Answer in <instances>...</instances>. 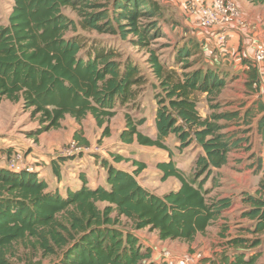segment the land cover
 <instances>
[{
    "label": "trees",
    "instance_id": "obj_1",
    "mask_svg": "<svg viewBox=\"0 0 264 264\" xmlns=\"http://www.w3.org/2000/svg\"><path fill=\"white\" fill-rule=\"evenodd\" d=\"M247 1L264 7V0ZM109 6L107 0H13L7 22L0 24V104L21 101L38 116L46 125L33 135L60 128L66 116L80 124L91 115L102 128L118 109H125V129L119 136L123 144L166 150L165 141L174 136L179 149L192 146L198 151L191 170L184 172L172 161L158 163L163 181L174 178L179 183L176 190L159 196L138 180L144 164L132 162L135 170L129 172L103 159L106 188L91 189L82 177V185L62 195L49 190L34 172L0 166V264H12L6 259L8 251L23 240L39 255L26 264H154L151 249L143 246L136 231L147 229L157 232L160 241L191 244L233 205L231 198L210 193L217 187L214 171L228 164L232 150L249 143L224 130L229 123L244 120L250 108L242 117L238 112H217L220 105L215 102L228 75L192 59L200 51L196 38L175 47L172 63L159 59L150 48L162 17L158 0H111ZM79 31L132 35V44L148 53L157 82L151 84L157 91L154 139L139 131L144 119L131 120L147 84L137 64L118 59L111 47L88 40ZM242 63L249 69L245 86L250 90L260 75L250 59L243 57ZM200 95L213 110L206 117L198 111ZM261 112L255 130L264 145V108ZM107 133L105 128L103 135ZM73 140L89 146L79 130ZM111 158L116 164L125 161L112 152ZM68 159L59 156L52 162L58 179L60 164ZM256 164L261 174L255 192L240 195L239 218L251 225L237 223L236 234L228 235L223 223L219 243L201 263L257 264L264 254L263 159L258 157ZM208 182L210 188L205 187Z\"/></svg>",
    "mask_w": 264,
    "mask_h": 264
},
{
    "label": "rangeland",
    "instance_id": "obj_2",
    "mask_svg": "<svg viewBox=\"0 0 264 264\" xmlns=\"http://www.w3.org/2000/svg\"><path fill=\"white\" fill-rule=\"evenodd\" d=\"M158 1L162 7V17L158 24L159 34H157V38L151 42L150 48L156 50L161 61L172 63L175 55V47L189 40L196 41V36H200V39H203V44L205 40H210L212 42L213 36L207 31H199L194 19L189 17L179 4L169 3L167 0ZM107 3L108 7H110L111 0H107ZM12 5L13 0H0V24H5L7 22ZM65 14L74 21L78 20L76 15L70 10H66ZM243 18L245 23L241 29L232 31L239 34V45L236 49L227 46V43L217 48H215L213 44L210 49L202 47L205 51H202V49L198 47L200 51L198 55L192 59L198 60L199 65L206 67V64L203 62V57L208 60L217 61L218 63L226 57L231 63L230 67H234L235 61L241 62L243 57H251L252 49L249 38L253 36L254 39L258 41V37L254 36V32H251L252 34L250 33V27L256 26V24L250 25L246 17L244 16ZM262 20H264L263 17ZM262 22L264 24V21ZM260 25V41L258 42L264 45V25L262 26L261 23ZM79 33L88 40H97L111 47L117 53L118 59L126 60L129 58L137 64L141 73L146 77L147 84L142 87L141 96L138 98L139 109L130 114L131 120L138 121L144 119V124L138 129L143 135L154 139L156 135L154 125L156 102L154 96L157 91L153 90L151 84L157 85V82L147 63L148 53L132 44V35H128L127 38H122L119 34H98L95 31H79ZM244 80L245 77L243 76L239 78L237 82H228V85L222 90L215 102L220 105V108L217 110L218 113L222 111L240 113L237 109L255 99L256 96L247 92L249 90L243 85ZM262 95H264V93ZM249 96L252 98L250 100L246 99V97ZM202 102L203 104L200 105L202 113L213 111L210 110L206 100ZM249 104L253 106L254 102H250ZM31 112V110H26L23 107L21 101L14 103L3 100L1 102L0 165L5 166L10 156L11 159L19 156L20 167L32 169L39 177L42 176V178L44 177L47 180L50 178L55 180L57 178L52 170L53 160L62 156L65 151L74 148L76 154L68 157V162H72L73 164L70 163V166L66 168L64 165H62L63 167L61 166L60 180L62 176H67L68 173H73L76 176L82 173L88 175L89 169H95L93 177L95 181L100 182L102 180L101 175L104 174V172L100 170L102 167L101 161L104 159L109 161V163L113 162L111 158L112 152L122 155L125 159V162L118 164L119 167L132 171L135 170V166L132 165V162L144 164L145 168L140 173V176L145 175L146 178L141 180L143 181L142 183L145 186L159 187L158 193L160 194L169 190L172 188L173 184H177L178 182L174 178H169L165 181L162 180V173L157 168L159 161L171 160L176 168L189 172L195 156L198 153L192 146L179 149L180 144L174 136H170L165 141L164 145L166 150L155 147H144L137 143L131 145L123 144L119 136L125 129V109H118L116 114L102 128L96 125L91 115H88L79 125L69 116H66L61 122L60 128L51 129L39 135L33 134L46 124H42L38 116H34ZM220 123L223 124L222 122ZM237 126L238 125L231 126V131H241L232 128ZM105 128H108L106 136L103 135ZM77 129L81 132L83 139L88 141V147H81L72 139L73 131ZM258 136V134L257 136L254 134L251 136L252 147H254L255 154L240 155L233 151L230 154L229 165L222 168L217 175V187L212 189L211 197L218 198L224 195H230L229 197L235 202L232 212L224 219L225 222H227V224L224 225L228 227V235L236 234L237 230L235 226L237 223H240L239 225H251L248 220L239 218L242 209L240 195L241 191L253 194L257 188V182L261 173L257 172L256 161L257 157L260 158L262 151L260 136ZM104 171L106 170L104 169ZM90 175L92 176V174ZM210 185V182H208L205 187H209ZM222 224L223 223L219 224L215 222L207 229L205 234L197 235L194 242L191 244L172 241L169 242L168 246L161 247V250L170 251L174 256L178 257L186 255L200 256L198 264H202L200 262L201 259L212 255L211 252H213L214 247L219 243V231L221 230L220 226ZM145 236H147L148 240L151 239V235L146 233ZM145 246L144 244V247ZM263 249L264 248H261V250ZM6 259L12 264H26L28 261H36L39 259V255L27 240H23L10 247ZM150 261L155 263L154 257L151 256ZM257 264H264V254L259 258Z\"/></svg>",
    "mask_w": 264,
    "mask_h": 264
},
{
    "label": "crops",
    "instance_id": "obj_3",
    "mask_svg": "<svg viewBox=\"0 0 264 264\" xmlns=\"http://www.w3.org/2000/svg\"><path fill=\"white\" fill-rule=\"evenodd\" d=\"M231 1H233L235 4H237L238 8L240 9V11L242 13V16L243 17L244 16L246 17V20L248 21V23L250 25L256 24V26L250 27L251 28L250 33L251 32H254V36H257L258 37L257 40L260 41V26H261L260 23L262 24V26L264 25L263 22H262V21H264V20H262V17L264 18V7L263 6H258V5H253V4L249 3L247 0H231ZM167 2H169V3H176V0H167ZM238 35L239 34L236 33V32H232V31L228 32L227 33V36H228L227 46H230V47L236 49L237 46L239 45V43H238L239 42ZM196 39L199 42L200 49H202V51H205V50H203L204 47L210 49L212 44H213V46L215 48H217L218 46H220V45H218V43L213 38H212V42L210 40H205L204 41V44H203V39H200V36H196ZM227 54H230V53H227ZM203 59H204L203 62L206 64V67H210V68H213V69H219L220 71H223V72H225L228 75V77L226 79V83H227L226 86L228 85V82H232V83L237 82L239 80V78H241L243 76L245 77V80L243 81L244 82V84H243L244 86H245V83L248 81V71H249V69L247 68L246 65H244L242 63V61L241 62L240 61H235V63H234L235 66L234 67H230L231 63L229 62V59L226 58V57H224L221 60L220 63H218L217 61L208 60V59H206L204 57H203ZM250 90L247 91V92H249V94H252V95L256 96L257 98L255 97L254 100L249 101L244 106H242L239 109H237L240 112V116L239 117H242L244 115V112L248 108H250L251 112L244 119V120L250 121V124H248V123L246 124L244 122L243 118H241L239 121H235L233 123L232 122L229 123L228 126H227V128L224 130L225 132H229L230 134H233L235 136L238 135V136H241L242 138H248L249 143H248L247 146L244 144L240 148H237V149L232 150L231 153L234 151V152L239 153L240 155H246V154L251 155V154H255L254 153V147H252L253 145H252L251 136L253 134L257 136L256 130H255V123H256V120L262 114L261 110L264 108V95H262L264 93V76H263V73L260 75L259 89L256 90V89L251 88ZM251 98L252 97H250V96L249 97H246V99H248V100H250ZM202 101H205V95H200L199 96L198 111H199V113H200V115L202 117H206L212 111H210L209 113H202L201 112V109H200V105L203 104ZM250 102H254V105L253 106H250V104H249ZM222 112H224V111H222ZM154 118H155V116H154ZM242 122H244V124ZM76 124L79 125L78 123H76ZM233 125H238L237 127H232L234 130H241V131H231V128L230 127L233 126ZM77 130H74L73 131L72 139H73V136H74V134H75V132ZM242 130H246V134H241L240 132H242ZM260 143H261V141H260ZM261 148H262V151H261V154H260V158L263 159L262 170H264V145H261ZM230 154H229V159H228V164L227 165H229V160H230V156H231ZM257 159H258V157H257ZM54 160H56V159H54ZM169 161H171V160L159 161V163L169 162ZM67 162H68V160L65 161V162H62L60 164V166H59V173L60 174H61L60 170H61V166L62 165H64L65 168H66L67 166H70V163H72V162H68V163ZM123 162H125V161H123ZM110 163L114 167H116L118 169H123V170L129 171V172H132L133 171V170L131 171L129 169H125L123 167H119L118 164H120V163H118V164H116L114 162H110ZM0 166L1 167H4V165H0ZM226 166H224V167H226ZM94 168H96V167H94ZM87 169H89V168H87ZM104 169H105L104 167H101L100 168V170L102 172H104V174L101 175L102 176V178H101L102 180L100 182L95 181V179L93 177V173H94V170L95 169H89V174L88 175L82 173V174H78L76 176L73 173H68L67 176H65V175L62 176L61 180H60V178L59 179L56 178L57 180L56 179L53 180L52 178H50V179L47 180L44 177L42 178V176L39 177V178L43 179L47 183L49 190H58L60 194L64 195L67 190H69V189L74 190V189L78 188L80 185H82V177L86 181V186H88L91 189H94V188H97V187L106 188V171H104ZM221 170H222V168L219 169V170L214 171V175H216V177H217V175L219 174V172ZM184 172H186V171H184ZM90 174H92V176ZM145 178H146L145 175H141V176L139 175L138 180L141 183V185L144 188H146V189L154 192L155 194H157L159 196H162V195L166 194L169 191L176 190L177 188H179V183L173 184V186H172L173 189L170 188L169 190H166L163 193H160L159 194L158 193V188L159 187L145 186L142 183L143 181H141V180H143ZM258 181H259V179H258ZM210 187H211V185L209 187H206V188H210ZM242 192H244V191H241V193ZM211 196H212V192L210 193V197ZM229 196L228 195H224V196L218 197V198H230ZM234 205H235V202H233L232 207L228 211H226L221 218H219L218 220H216V222H218L219 224L220 223H227V222H225L224 219L226 218V216L228 214H230L232 212ZM146 233L149 234V235H151V239L150 240H148L147 239V236H145ZM135 234L138 236V238H139L140 242L143 244V246L145 244L146 245L145 247H148V248L151 249V251H152V257H154V259H155V263L154 264H163L162 263V260H161V252L163 250H161V247L168 246L169 242H172V241H170V240L160 241L158 239L157 232H155V231L154 232H149L147 229L140 230V231H136ZM177 242H179V241H177ZM209 257H211V255L210 256H207L205 258H209ZM202 264H204V263H202Z\"/></svg>",
    "mask_w": 264,
    "mask_h": 264
},
{
    "label": "built area",
    "instance_id": "obj_4",
    "mask_svg": "<svg viewBox=\"0 0 264 264\" xmlns=\"http://www.w3.org/2000/svg\"><path fill=\"white\" fill-rule=\"evenodd\" d=\"M187 15L194 19L201 31H207L220 46L227 43V32L241 29L245 20L237 6L231 0H176ZM252 54L248 57L257 68L259 75L264 72V45L250 36ZM246 58V57H245ZM253 89H259V83H253ZM91 152V151H89ZM75 149L71 148L62 156L70 157L75 155ZM6 168L10 170H25L33 172L32 169L22 168L19 165V156L6 161ZM200 256H174L172 252L163 250L161 260L163 264H198Z\"/></svg>",
    "mask_w": 264,
    "mask_h": 264
}]
</instances>
